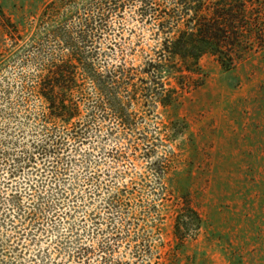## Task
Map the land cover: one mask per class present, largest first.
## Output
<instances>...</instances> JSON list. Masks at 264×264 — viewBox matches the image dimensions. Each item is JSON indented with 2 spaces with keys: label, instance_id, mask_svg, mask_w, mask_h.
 Segmentation results:
<instances>
[{
  "label": "rangeland",
  "instance_id": "1",
  "mask_svg": "<svg viewBox=\"0 0 264 264\" xmlns=\"http://www.w3.org/2000/svg\"><path fill=\"white\" fill-rule=\"evenodd\" d=\"M54 1L0 0V152L14 157L23 155L18 143L35 130L27 117L39 105L31 95L38 69L32 57L35 51L25 45L40 40L39 31L48 22L42 14ZM138 9L127 5L99 39L105 49L113 47L110 62L124 60L136 66L135 56L156 46L155 29ZM44 44L52 48L54 39ZM199 67L193 87L172 106L159 108V118L149 119L148 134L167 146L160 155L170 170L167 189L151 184V190L162 193L157 201L162 218L158 231L135 232L128 225L118 233L111 230L122 223L116 211L105 205L117 188L134 185L136 195L152 201L158 196L153 191L144 194L140 185V176H147L141 152L131 150L124 137L107 136L104 124L103 136L80 148L81 153L90 152L86 165L68 166L63 160L36 181L28 168L13 179L9 168H2L0 256L7 264H45L37 256L39 250H49L61 264H264V47L245 52L231 71H225L212 54L203 56ZM65 169L83 196L86 222L81 240L87 250L81 255L72 248L56 250L55 236L45 238L37 228L28 235L13 230L1 217L12 190L22 188L24 180L30 178L26 183L36 190L51 191L54 184L46 181ZM187 207L198 213L200 221L191 217ZM180 208L185 210L179 223L182 234L176 229ZM51 214L44 218L45 226H52Z\"/></svg>",
  "mask_w": 264,
  "mask_h": 264
},
{
  "label": "trees",
  "instance_id": "2",
  "mask_svg": "<svg viewBox=\"0 0 264 264\" xmlns=\"http://www.w3.org/2000/svg\"><path fill=\"white\" fill-rule=\"evenodd\" d=\"M127 5L138 6V14L153 26L157 40L149 52L135 56L136 66L124 60L110 62L113 47L105 49L99 41L110 21L121 17ZM263 10L264 2L260 0L51 2L42 14L48 22L39 31L40 40L25 45L28 51L34 48L32 57L38 67L31 95L39 105L37 112L27 117L34 122L35 130L18 143L23 145L22 156L0 152V171L9 168L13 179L28 168L36 181L46 171L52 173L55 164L63 160L68 166L86 165L90 152L81 153L80 148L101 138L105 124L107 136L124 137L129 148L141 152L140 157L146 160L147 176H140L144 194L153 191L152 182L161 190L167 189L170 170L160 155L167 146L148 134L149 119L159 118V108L172 106L186 89L193 87L192 78L199 74L203 56L212 54L225 71H231L245 52L255 46L264 47ZM48 38L54 39L52 48L44 44ZM68 173L65 169L46 181L54 184L51 191L36 190L33 184L26 183L32 181L30 178L24 180L22 188L12 190L1 217L13 230H23L28 235L37 228L45 238L49 234L55 236L56 250L72 248L81 255L87 250L81 240L86 222V216H82L84 205L80 203L83 196L76 192L78 185ZM68 180L71 184L67 187ZM97 188L95 194L99 197ZM134 188H117L107 198L106 208L114 209L122 220L120 226L111 230L118 233L128 225L135 232L154 234L162 219L157 204L162 193L154 190L152 193L158 197L152 201L136 195ZM187 210L194 220L200 221L195 210ZM176 213L177 233L182 234L179 223L185 210L180 208ZM48 214L53 221L50 227L43 222ZM1 248L0 244V252ZM37 256L45 264H61L51 258L49 250H39ZM2 257L0 264H7Z\"/></svg>",
  "mask_w": 264,
  "mask_h": 264
}]
</instances>
